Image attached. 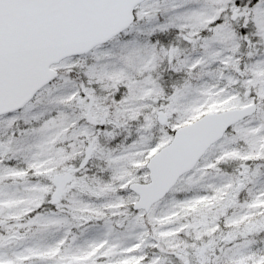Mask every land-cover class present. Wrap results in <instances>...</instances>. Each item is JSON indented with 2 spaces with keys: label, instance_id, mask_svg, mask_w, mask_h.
<instances>
[{
  "label": "snow or ice",
  "instance_id": "obj_1",
  "mask_svg": "<svg viewBox=\"0 0 264 264\" xmlns=\"http://www.w3.org/2000/svg\"><path fill=\"white\" fill-rule=\"evenodd\" d=\"M0 264H264V0H0Z\"/></svg>",
  "mask_w": 264,
  "mask_h": 264
}]
</instances>
